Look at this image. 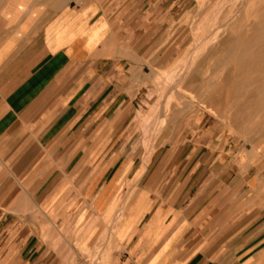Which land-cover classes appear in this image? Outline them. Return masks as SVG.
<instances>
[{"label": "crops", "instance_id": "obj_1", "mask_svg": "<svg viewBox=\"0 0 264 264\" xmlns=\"http://www.w3.org/2000/svg\"><path fill=\"white\" fill-rule=\"evenodd\" d=\"M165 1L0 0V264H264V144L207 115L143 144Z\"/></svg>", "mask_w": 264, "mask_h": 264}, {"label": "rangeland", "instance_id": "obj_2", "mask_svg": "<svg viewBox=\"0 0 264 264\" xmlns=\"http://www.w3.org/2000/svg\"><path fill=\"white\" fill-rule=\"evenodd\" d=\"M157 1L117 0L139 19ZM162 9L151 41L163 51L141 92L146 149L162 125L203 115L264 144V0H166Z\"/></svg>", "mask_w": 264, "mask_h": 264}, {"label": "bare ground", "instance_id": "obj_3", "mask_svg": "<svg viewBox=\"0 0 264 264\" xmlns=\"http://www.w3.org/2000/svg\"><path fill=\"white\" fill-rule=\"evenodd\" d=\"M232 16H233V15H232ZM237 17H238V16H237ZM230 18H231V17H230ZM226 20H227V19H226ZM236 20H237V19H236ZM231 21H232V20H231ZM232 22H233V21H232ZM227 25H228V24H227ZM232 27H233V26H232ZM230 29H231V28H230ZM231 31H232V30H231ZM226 32H227V31H226ZM220 36H221V35H220ZM214 37H215V36H214ZM212 38H213V36H212ZM215 38H216V37H215ZM221 38H222V37H221ZM224 38H225V37H224ZM212 40H213V39H212ZM212 40H211V41H212ZM215 40H216V39H215ZM215 40H214V41H215ZM218 40H219V38H218ZM208 41H210V39H209ZM211 41L209 42V44L211 43ZM214 41H213V42H214ZM218 42H220V41H218ZM221 44H222V43H221ZM211 45H212V43H211ZM211 45H210L209 47H211ZM212 47H213V46H212ZM221 47H222V46H221ZM215 48H216V47H215ZM208 50H209V48H208ZM210 50H211V49H210ZM210 50H209V51H210ZM228 50L230 51V48H229ZM214 51H215V50H214ZM210 52H211V51H210ZM223 52H224V51H223ZM226 52H228V51L226 50ZM205 55H206V54H205ZM205 55H203V58H204ZM201 56H202V54H201ZM262 56H263V55H262ZM215 57H216V56H215ZM205 59H206V58H205ZM182 73H183V72H182Z\"/></svg>", "mask_w": 264, "mask_h": 264}]
</instances>
